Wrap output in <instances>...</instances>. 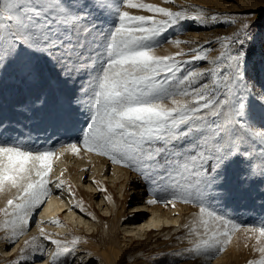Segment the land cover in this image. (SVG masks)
Returning a JSON list of instances; mask_svg holds the SVG:
<instances>
[{
	"label": "snow or ice",
	"instance_id": "6c2138e0",
	"mask_svg": "<svg viewBox=\"0 0 264 264\" xmlns=\"http://www.w3.org/2000/svg\"><path fill=\"white\" fill-rule=\"evenodd\" d=\"M198 12L189 15L187 9L173 11L143 0H0V85L6 76L39 79L27 54L46 57L65 82L74 83L73 78L83 74L87 89L83 97L74 95L68 107L78 110L86 104L87 122L80 139L63 150L78 154L83 149L135 171L150 189L149 205L195 206L191 225H184L190 252L194 259L211 261L241 229L258 233L256 239L264 245V223L240 224L214 203L223 195L217 191L220 170L234 157L251 161L246 181L264 177V129L238 119L252 89L241 75L243 53L233 54L230 48L234 42L242 43L239 37L249 24L233 36L219 37L222 50L211 60V49L204 45L173 55L156 54L164 42L161 37L172 27L188 19L207 24L203 10ZM104 13L114 20L106 22ZM211 20L217 22L218 16ZM197 61L211 67L199 68ZM11 66L14 72L9 71ZM259 99L264 102V96ZM56 104L57 118H66L64 100L58 97ZM39 112L35 103H29L18 114ZM257 150L258 156H253ZM54 155L26 142L0 140V194H10L0 208L7 243H15L28 230L34 213L52 194L53 183L57 190L64 187V180L50 179ZM40 239L54 246L46 264H62L79 243L78 238L70 243L54 239L42 228ZM46 247L36 237L25 241L18 253L23 261L16 264L42 259ZM259 251L264 253V247ZM257 264H264V259Z\"/></svg>",
	"mask_w": 264,
	"mask_h": 264
},
{
	"label": "rangeland",
	"instance_id": "374dc122",
	"mask_svg": "<svg viewBox=\"0 0 264 264\" xmlns=\"http://www.w3.org/2000/svg\"><path fill=\"white\" fill-rule=\"evenodd\" d=\"M143 2L167 7L173 11L187 9L189 15L199 14L198 10H203V14L208 18L205 25L188 19L166 31L161 37L164 42L155 49L157 55H173L181 50L188 51L189 48L204 45L211 49L208 52V59L211 60L222 50L217 43L219 37L233 36L245 23L250 25L239 37L242 43L234 42L230 48L233 54L243 53L240 71L244 81L252 89L245 97L243 114L238 119L264 129V102L259 99L264 96V0H143ZM124 10L133 14H149L143 10ZM213 15L218 16L215 23L211 20ZM102 19L106 22L114 20L107 13L103 14ZM170 39H178L185 43L177 46L167 42ZM206 41L210 43L205 44ZM27 55H30L39 70V79L28 82L19 77L10 80L6 76L0 85V116L3 117L0 123V140L26 142L34 148L54 151L56 155L51 161L53 170L50 179L53 182L60 179L65 181L58 194L72 205V209L61 219H52L58 220V225L50 221L48 224L40 222V214L49 197L55 196L52 193L43 206L34 213L28 230L20 235L15 243H7L4 230L0 228V264L22 262L23 258L18 253L25 247V241H30L33 237L38 238L39 242L46 243L47 247L43 258L37 256L32 264L44 262L46 264L48 253L54 250V246L40 239L41 228L52 238L65 242L70 243L72 239L78 238L76 251L62 264H80L89 260H92L90 264H249V262L257 264L264 259V253L259 251L264 245L256 239L258 233L253 234L243 229L236 231L225 250L211 261L203 257L194 259L184 225L186 221L191 225L190 215L198 209L180 202H177L175 207L163 203L152 206L157 209L158 214L168 216L167 218L172 217L171 219L176 221L174 226L169 223L167 226L164 225L163 230H155L144 236L137 233L133 227L145 221L147 216L140 217L133 224L129 222L131 218H136L137 214L134 212L136 206L132 202L137 196L139 201L142 200L138 205L146 206L150 198V189L146 188L136 172L83 149L76 154L71 150L64 151L62 147L64 142V144L77 142L87 122L88 117L83 113L86 111V104L85 107L76 110L69 108L68 102L74 95L83 97L88 80L82 74L80 79L73 78L74 83L73 80L65 82L46 57L38 54ZM196 66L210 68L211 64L197 61ZM9 71L14 72V66H11ZM58 97L64 100L66 118L63 119L56 116ZM43 99L48 101L47 104L41 102ZM29 103H35L40 112L33 113L32 116L28 113L18 114L24 105ZM253 156H258V150L253 152ZM254 162L259 163L258 160ZM250 163V160L238 155L223 165L220 170L222 180L217 190L223 195L214 203L218 211L236 222L259 227L264 223V177L246 181L244 177ZM53 185L55 184L53 183L51 187ZM69 191L74 193V197ZM9 196L10 194H0V208L5 207ZM115 201L116 212H120L119 217L115 215L116 212L112 216L110 214L109 202L115 204ZM73 205L77 207L73 208ZM81 207L83 211H80ZM4 219L0 213V225ZM126 247L128 249L123 253L122 250Z\"/></svg>",
	"mask_w": 264,
	"mask_h": 264
},
{
	"label": "bare ground",
	"instance_id": "6f19581e",
	"mask_svg": "<svg viewBox=\"0 0 264 264\" xmlns=\"http://www.w3.org/2000/svg\"><path fill=\"white\" fill-rule=\"evenodd\" d=\"M85 78V77H84ZM83 79V78H82ZM86 80V79H85ZM86 82V81H85ZM57 83V82H56ZM52 84V83H51ZM61 86V85H60ZM56 88V87H55ZM61 89V88H60ZM56 90V89H55ZM63 90V89H62ZM62 90H60V91H62ZM66 90V89H65ZM59 91V92H60ZM65 93V92H64ZM61 94V93H60ZM67 94V93H66ZM62 96V95H61ZM68 96V95H67ZM53 101V100H52ZM56 101V100H55ZM54 102V101H53ZM55 103V102H54ZM9 108V107H8ZM1 114V113H0ZM16 117H18V116H16ZM77 118V117H76ZM21 122H23V121H21ZM26 124V123H25ZM77 128V127H76ZM72 129H73V127H72ZM71 129V131H73ZM44 130V129H43ZM39 131V130H38ZM48 131V130H47ZM53 131H55V130H53ZM56 131H57V129H56ZM65 131V130H64ZM63 131V132H64ZM59 133V132H58ZM43 134H44V132H43ZM64 134V133H63ZM51 135V134H50ZM49 134H48V136H50ZM61 135H62V133H61ZM77 135V134H76ZM55 136V135H54ZM53 136V137H54ZM75 136V135H74ZM54 140V139H53ZM49 141H51V140H49ZM52 142V141H51ZM64 142V141H63ZM62 142V143H63ZM48 143V142H47ZM65 143V142H64ZM63 143V145H62V147H65V145H67V144H64ZM74 143V142H73ZM41 144V143H40ZM51 144H53V143H51ZM55 144V143H54ZM39 145V144H38ZM60 145V144H59ZM52 146H54V145H52ZM41 147V146H40ZM48 149V148H47ZM57 149H59V147H57ZM55 150H56V148H55ZM60 151V150H59ZM58 151V152H59ZM62 153H60V155H61ZM70 154H71V152H70ZM75 155V154H74ZM87 155V154H86ZM86 156H84V158H85ZM85 162H87V161H85ZM105 163V162H104ZM85 173V172H84ZM57 189L55 188V185H53V187H51V192L52 193H54L55 194V196H51V197H49V199H48V202H47V204H45V206H44V208H43V210H42V212H41V214H40V222H42L43 224H48V222L49 221H51L53 218H55V219H61L63 216H65L66 215V213L69 211V210H71L72 209V205L71 204H69L68 202H66L65 200H64V198H62V196L60 195V194H58V190L56 191ZM97 192V191H96ZM94 194V193H93ZM97 194V193H96ZM57 195V196H56ZM146 199V198H145ZM108 200V199H107ZM147 200V199H146ZM140 202H142V200L141 201H139L138 200V198H137V196H136V200H134L133 202H132V204H134L136 207H134L135 208V213H137V214H135L136 215V218H131L130 219V221L129 222H131L132 224L133 223H135V222H137L138 220H139V218L140 217H146L147 216V218L145 219V221H143L141 224H138L137 226H135V227H133V229L134 230H136L137 231V233H139V234H142V236H144V235H148L150 232H152V231H157V230H163L164 229V225H166L167 226V224H175V220L174 219H171V218H167V217H165V216H163L162 214H158L157 213V209H155V208H153L152 206H154L155 204H151V205H149V204H147L146 206H142V205H138V204H140ZM107 203V202H106ZM144 204V203H143ZM159 204V203H158ZM160 204H162V203H160ZM163 205V204H162ZM182 207V206H181ZM109 210H110V214H111V216L113 215V213H115L116 212V201H115V204H111L110 202H109ZM169 210V209H168ZM175 211V210H174ZM133 212V211H132ZM132 212H131V214H132ZM176 212V211H175ZM119 213L120 212H116V216L117 217H119L118 215H119ZM177 213V212H176ZM60 214V215H59ZM165 214V213H164ZM149 215V216H148ZM191 217H192V215H190ZM132 217V216H131ZM187 217H189V216H187ZM186 217V218H187ZM185 219V218H184ZM189 219H190V217H189ZM188 218H187V220H189ZM71 221V220H70ZM66 222V221H65ZM72 222V221H71ZM67 223V222H66ZM185 224H188V221H186L185 222ZM77 225H79V224H77ZM76 225V226H77ZM165 226V227H166ZM169 226V225H168ZM174 226V225H173ZM78 228V227H77ZM127 249H128V247H126V248H124L122 251H123V253L124 252H126L127 251ZM118 252H119V255H117L118 257L120 256V251L118 250ZM83 259V258H82ZM45 261V260H44ZM90 262H92V260H89L88 262L86 261H84V262H80V264H90ZM42 263V262H41ZM42 264H45V262L44 263H42ZM74 264V263H73Z\"/></svg>",
	"mask_w": 264,
	"mask_h": 264
}]
</instances>
